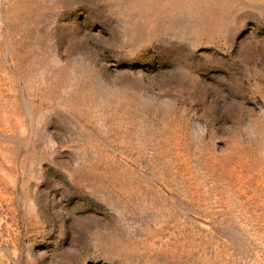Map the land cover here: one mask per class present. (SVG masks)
Listing matches in <instances>:
<instances>
[{
    "label": "rangeland",
    "instance_id": "obj_1",
    "mask_svg": "<svg viewBox=\"0 0 264 264\" xmlns=\"http://www.w3.org/2000/svg\"><path fill=\"white\" fill-rule=\"evenodd\" d=\"M0 264H264V0H0Z\"/></svg>",
    "mask_w": 264,
    "mask_h": 264
}]
</instances>
